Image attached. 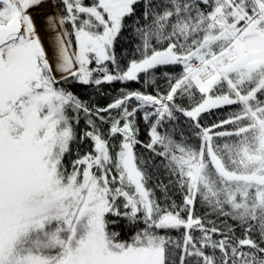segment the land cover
<instances>
[{
	"label": "snow or ice",
	"instance_id": "6c2138e0",
	"mask_svg": "<svg viewBox=\"0 0 264 264\" xmlns=\"http://www.w3.org/2000/svg\"><path fill=\"white\" fill-rule=\"evenodd\" d=\"M0 264H264V0H0Z\"/></svg>",
	"mask_w": 264,
	"mask_h": 264
}]
</instances>
